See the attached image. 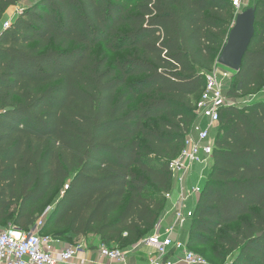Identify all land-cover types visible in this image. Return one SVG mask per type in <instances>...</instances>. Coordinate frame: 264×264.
<instances>
[{"label":"trees","instance_id":"1","mask_svg":"<svg viewBox=\"0 0 264 264\" xmlns=\"http://www.w3.org/2000/svg\"><path fill=\"white\" fill-rule=\"evenodd\" d=\"M24 1L0 0V226L31 232L53 206L43 235L127 251L167 207L170 162L232 29L233 0H37L4 29ZM254 7L231 98L264 89V0ZM214 137L188 246L216 241L231 264H264V99L222 109Z\"/></svg>","mask_w":264,"mask_h":264},{"label":"built area","instance_id":"2","mask_svg":"<svg viewBox=\"0 0 264 264\" xmlns=\"http://www.w3.org/2000/svg\"><path fill=\"white\" fill-rule=\"evenodd\" d=\"M249 1H232L237 15L246 9L245 2ZM11 23L7 22L4 29L9 28ZM218 66L223 72H218L215 66L214 70L207 74L206 87L196 105V116L202 119L204 124H197L194 131H190L181 153L170 162V173L176 189L166 194V201L170 205L174 222L166 226L161 222L150 236L133 247L134 251L144 247L153 250L148 255V264H210L205 257L189 248L180 231L184 230L194 217L203 189L201 181L212 167L215 144L213 131L220 126L221 111L226 107L235 106L225 89V81L232 78L233 71ZM197 165L202 166L201 176L196 184L190 185ZM45 222L46 216H43L31 232L5 230L0 226V264H72L84 244H63L61 250L54 253V246L59 241L42 234ZM98 251L100 257L106 259L109 264H133L129 261L131 251L111 249L105 245Z\"/></svg>","mask_w":264,"mask_h":264},{"label":"rangeland","instance_id":"3","mask_svg":"<svg viewBox=\"0 0 264 264\" xmlns=\"http://www.w3.org/2000/svg\"><path fill=\"white\" fill-rule=\"evenodd\" d=\"M35 2H37V0H26V1L22 2L21 4H19L18 6L11 8L6 14V17H5V20L3 22V26L2 27H5V24L7 22H10V21L12 22L18 15L22 14L24 8L30 7ZM254 2H255V0H250L249 2H245L246 9L253 7L254 6ZM234 12H235V16H236L237 15L236 14L237 11L234 10ZM235 16H234V20H233V25H234V22H235ZM103 51L104 50L101 49L100 47H98V49L96 50L97 53L98 52L100 53V52H103ZM108 56L111 59H114L118 55L117 54L108 53ZM216 70L218 72H223V71H220V66H218V65H216ZM234 74H235V72L233 71V73H231L232 78L230 80H226L225 81V89H226V92H227L228 96H229V90H230L231 85L233 83ZM231 99H232V103H235V105H237V106H242V105H245V104L250 103L252 101L258 100V99L262 100V99H264V89L259 91L258 93L253 94V95H246V96H242V97H239V98H231ZM200 123L204 124V121L202 119H199L198 116H196L194 124H193V127H192V130L194 131V127L197 126V124H200ZM217 130L218 129L213 131V137L216 136ZM193 133L196 136V133L195 132H193ZM201 168H202V166L197 165L195 167L194 171H193V176L196 179V182L194 184H196L198 182V180H199V178L201 176V171H200ZM207 172L205 173L206 177L204 178L203 181H201V186L202 187L205 186L206 178H207ZM191 205H192V203H191ZM52 207H50L47 210V212H45L44 216H46L52 210ZM170 209H171L170 205L167 204V207L165 208L163 214L159 218V221H158L157 225H159L161 222H163V226L170 225V224L173 223V222L168 223V221L173 218V214L170 213ZM243 219L248 220L249 217L246 216ZM189 224L186 225V227H185L186 230H182V235H183L184 239L188 235V226H189ZM238 227H239V223H235V224L230 225V226L222 227L220 229V232L222 234L227 235L229 232H232V231L238 229ZM49 234H53V233L49 232ZM80 242H82V241L81 240H79V241L78 240H70V243L73 244V245H76V246L79 245ZM121 248L127 249L126 246L125 247H121ZM193 249L195 250V252H197L199 254H202V255H205L209 259L210 264H231L232 260H233V258L235 256V253L232 254V253L227 252L221 246H219L216 241L211 242L207 246H195V247H193ZM127 251H131V253L134 252L133 248H131V249L128 248Z\"/></svg>","mask_w":264,"mask_h":264},{"label":"water","instance_id":"4","mask_svg":"<svg viewBox=\"0 0 264 264\" xmlns=\"http://www.w3.org/2000/svg\"><path fill=\"white\" fill-rule=\"evenodd\" d=\"M256 7L245 9L235 18L234 25L228 35L216 63L235 73H239L244 58L248 53L256 35Z\"/></svg>","mask_w":264,"mask_h":264},{"label":"crops","instance_id":"5","mask_svg":"<svg viewBox=\"0 0 264 264\" xmlns=\"http://www.w3.org/2000/svg\"><path fill=\"white\" fill-rule=\"evenodd\" d=\"M202 173V168L200 169ZM196 182L195 177L192 175L190 185H194ZM173 189H176V186L173 184ZM199 200V199H198ZM172 216V215H171ZM174 222V217L168 221V223ZM186 230V229H184ZM180 235L184 241L188 243L189 235L186 238H183L182 230L180 231ZM55 244L54 253H58L61 250L63 244H67L61 240ZM80 244H84L83 249L79 252L78 257L73 261L72 264H109L106 259H103L99 255V249H91L86 245V240H82ZM134 247V246H133ZM153 250L150 247L141 248L138 251H134L129 255V261L133 264H148V255H150Z\"/></svg>","mask_w":264,"mask_h":264}]
</instances>
